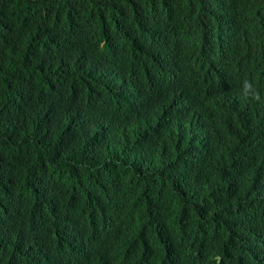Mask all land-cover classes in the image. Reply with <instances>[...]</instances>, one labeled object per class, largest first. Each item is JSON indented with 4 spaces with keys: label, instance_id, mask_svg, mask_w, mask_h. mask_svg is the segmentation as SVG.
Returning a JSON list of instances; mask_svg holds the SVG:
<instances>
[{
    "label": "trees",
    "instance_id": "trees-1",
    "mask_svg": "<svg viewBox=\"0 0 264 264\" xmlns=\"http://www.w3.org/2000/svg\"><path fill=\"white\" fill-rule=\"evenodd\" d=\"M202 1L0 0V220L25 229L29 264H215L212 238L189 233L176 207L182 195L235 207L218 201L227 178L196 159L182 193L156 176L170 145L153 144L149 131L176 117L177 86L129 69L155 41L142 24L198 45L247 29L240 0ZM87 7L100 18L82 19ZM256 12L248 30L261 37L264 4ZM134 153L146 159L129 169ZM240 198L242 210L255 207L253 195Z\"/></svg>",
    "mask_w": 264,
    "mask_h": 264
},
{
    "label": "clouds",
    "instance_id": "clouds-1",
    "mask_svg": "<svg viewBox=\"0 0 264 264\" xmlns=\"http://www.w3.org/2000/svg\"><path fill=\"white\" fill-rule=\"evenodd\" d=\"M240 1L244 5L237 19L247 27L240 35L218 32L198 45L188 35L164 36L161 26L145 23L143 34L155 41L134 52L129 63L134 77L145 76L166 88L177 86L179 94L176 117L167 118L166 127L152 124L149 131L153 144L170 145L156 176L177 183L182 193L181 173L196 159L203 166L215 161L227 178L218 201L232 199L235 207L210 210L184 195L176 207L189 233L212 238L215 264H264V35L248 30L256 26V7L264 0ZM86 10L90 16L82 19L100 18L95 8ZM168 135H174L172 143ZM134 155L126 160L129 169L139 168V161L146 159ZM242 192L253 195L254 208L241 209ZM26 241L17 219L2 217L0 264H29Z\"/></svg>",
    "mask_w": 264,
    "mask_h": 264
}]
</instances>
